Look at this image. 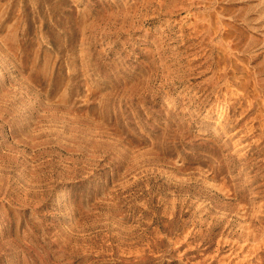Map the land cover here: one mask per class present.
I'll use <instances>...</instances> for the list:
<instances>
[{"label": "rangeland", "instance_id": "obj_1", "mask_svg": "<svg viewBox=\"0 0 264 264\" xmlns=\"http://www.w3.org/2000/svg\"><path fill=\"white\" fill-rule=\"evenodd\" d=\"M240 260L264 264V0H0V264Z\"/></svg>", "mask_w": 264, "mask_h": 264}, {"label": "bare ground", "instance_id": "obj_2", "mask_svg": "<svg viewBox=\"0 0 264 264\" xmlns=\"http://www.w3.org/2000/svg\"><path fill=\"white\" fill-rule=\"evenodd\" d=\"M248 232V231H247ZM247 235H251V234H247ZM251 244V243H250ZM260 245V244H259ZM241 248L243 249V248H245V246H241ZM254 248V247H253ZM247 250V249H246ZM245 260H240V262H238L237 264H243V262H244ZM234 263V262H233Z\"/></svg>", "mask_w": 264, "mask_h": 264}]
</instances>
